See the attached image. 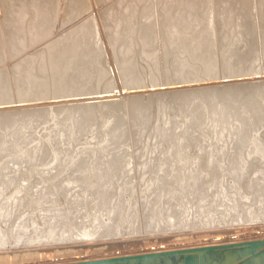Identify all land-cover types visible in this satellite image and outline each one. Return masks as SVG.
Wrapping results in <instances>:
<instances>
[{"label":"bare ground","instance_id":"bare-ground-1","mask_svg":"<svg viewBox=\"0 0 264 264\" xmlns=\"http://www.w3.org/2000/svg\"><path fill=\"white\" fill-rule=\"evenodd\" d=\"M46 1L0 0V77L5 71L12 78L0 87L4 118L9 114L4 107L13 104L25 106L83 94V88L74 85L87 78V57L97 65L102 58L114 72L98 71L97 84L134 92V99H123V104L144 99L137 91L201 87L177 95L185 98V121H195L201 108L207 112V127L200 131L198 151L193 153L202 154L203 171L213 169L229 180L226 189L231 201L216 222L189 226L176 211L140 226V222L127 220L128 210L114 201L127 189L128 181L107 185L94 178L49 175L50 170L28 175L26 164L38 149L33 141V149L22 153L19 162L0 167V264H76L264 240V226L246 225L264 221V2L259 6L261 0H201L205 10L198 14L195 9L202 7L200 0H155L160 5L152 3L156 11L150 3L136 10L133 0H55L52 9ZM231 1L238 5L237 12L228 11L226 4ZM64 2L70 7V17L58 22ZM121 5V18L110 16L116 20L105 22L103 15L108 18ZM250 6L251 12H242ZM217 82L223 87L214 88ZM239 100L242 119L234 111ZM166 104L159 102L164 108ZM112 105L104 115L117 111L120 103ZM145 111L140 108L142 114ZM53 114L49 123L55 120ZM89 115L97 121L104 117L96 104ZM236 122L246 125L245 161L223 158L220 148L223 127L228 129ZM65 139L62 133L61 147ZM43 141L40 146L50 153L49 144ZM134 154L132 150L130 159L116 168L118 176L134 177L153 168L163 171ZM198 170L191 166L190 172ZM133 188L137 190L138 185ZM222 223L242 228L220 229ZM206 227L213 230L195 232ZM143 228L146 232L188 228L194 232L177 234L171 241L146 239L141 245L121 248L104 242L109 237L136 235ZM61 249L63 254L58 252Z\"/></svg>","mask_w":264,"mask_h":264},{"label":"rangeland","instance_id":"rangeland-1","mask_svg":"<svg viewBox=\"0 0 264 264\" xmlns=\"http://www.w3.org/2000/svg\"><path fill=\"white\" fill-rule=\"evenodd\" d=\"M128 1L131 0L124 2ZM133 1L136 10L144 8L148 3H150L149 6L152 5V10L158 9L155 6L158 2L155 0H150L151 2L140 0L143 2H141L142 4H136L135 0ZM146 1L147 3H145ZM202 1L200 0L202 7L198 6L195 9V11L198 9L196 11L198 14H202L205 10ZM54 2L55 0H47V7L54 8V5L57 4ZM136 2L138 3L139 0ZM196 2L199 3V0ZM261 2L264 0L260 1L259 6H262ZM152 3L155 5L153 6ZM157 6L160 8L159 4ZM226 6L228 11L237 12L238 5L234 1ZM67 7L68 4L64 2L57 18L58 22L69 19L71 12L70 7ZM121 7L122 5L120 8H114L108 18L113 21L121 18L123 15ZM262 8L264 11V7ZM251 10L250 6L242 12L249 13ZM110 16H115L116 19ZM108 18L103 15L105 22H111L112 20H108ZM98 60H100L98 65L89 57L85 60L87 78L74 85L75 89L82 87L83 94L57 99L50 98L25 106L13 104L4 107V112H9L7 118H4L5 113H1L3 110L0 109V167L11 162H19L22 153L31 151L35 142L38 149L33 152L34 154L31 153L30 162L26 164L28 175H42L44 171L50 170L49 175L56 172V175L64 177L73 175V177L84 180L94 178L107 185H110L111 181L118 185L128 181L127 189L119 192L114 201L122 209L128 210L130 216L127 217V220L140 222V226L141 224L143 226L152 224L164 214L174 215L176 211H178L182 222L189 221V226L206 221L216 222L221 211L226 207V202L231 201L228 197L230 191L226 189L229 180L224 175L214 174L213 169L203 171L200 163L202 154L196 155L193 152L198 151L199 134L202 129L207 127L205 121L208 119V114L201 108L194 118L195 121H185L183 116L185 98L177 95L189 91L190 87L192 90H201L202 88L188 85L183 89L175 87L173 89L157 88L154 89V92H151V89L137 91V96L144 97V99L138 98V101H129L127 104H123L121 103L123 99H134V92H122L113 86L107 88L104 83L97 84L96 74L98 71L103 69L109 71L111 75L114 73L107 61H102V58ZM1 75L0 87H3L12 78L5 71ZM202 85L204 86L205 83ZM237 85H243V83H237ZM222 87L219 82L214 86V88ZM161 100L167 103L165 108L159 105ZM114 102L120 103L118 110L109 116L104 115V110L113 109ZM95 104L100 114L104 116L98 121L92 120L89 115ZM60 106H63V109H60ZM140 108H145V113L142 114ZM52 111L55 120L49 123L48 119ZM234 111L237 118H243L241 100L236 102ZM229 126L228 129L226 126L223 127L225 134L221 140L222 147H220L223 149V158L229 161H245L244 151L248 142L246 125L236 122ZM42 129H46L45 134L41 133ZM62 133L66 136L64 147L59 145ZM42 137L46 139L52 153H47V149L40 146L42 142H45ZM132 150H135L134 155L139 160L163 171L156 172L153 168L152 171L140 172L134 177L118 176L116 168L130 159L129 155L131 156ZM204 156L207 157V155ZM191 166L199 170L195 173L190 172ZM247 181L245 180V182ZM135 185H138L137 190L133 188ZM147 211L152 213L149 214ZM184 211L191 212L188 214ZM258 224L264 226V221L246 225L257 227ZM229 225V223L226 225L222 223L221 226L216 225L217 228L214 230L218 229V226L220 229L242 228V225ZM207 228L195 232L213 230ZM145 230L146 228H143L142 232L141 229L136 234L137 236L130 234L131 236L109 237L104 239V242L112 246L119 245L121 248L132 246L135 243L141 245L146 239L153 241L155 238L161 240L167 238L168 241H171L177 234H186L187 232V234H193L194 232L189 228L181 231L167 230L166 232H164L165 230H155L154 232L153 229L149 232ZM180 237L178 238L180 239ZM183 238L185 236L181 237V239ZM125 240L129 242L127 243ZM58 252L63 254L64 251L61 249Z\"/></svg>","mask_w":264,"mask_h":264},{"label":"water","instance_id":"water-1","mask_svg":"<svg viewBox=\"0 0 264 264\" xmlns=\"http://www.w3.org/2000/svg\"><path fill=\"white\" fill-rule=\"evenodd\" d=\"M76 264H264V240Z\"/></svg>","mask_w":264,"mask_h":264}]
</instances>
